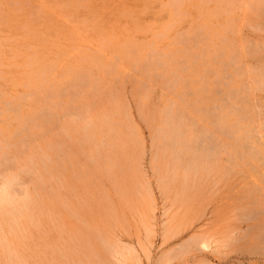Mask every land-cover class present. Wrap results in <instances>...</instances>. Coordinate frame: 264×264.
<instances>
[{"label":"rangeland","instance_id":"obj_1","mask_svg":"<svg viewBox=\"0 0 264 264\" xmlns=\"http://www.w3.org/2000/svg\"><path fill=\"white\" fill-rule=\"evenodd\" d=\"M258 1L0 0V178L19 179L14 204L0 206V264H264L256 230L243 245L250 223L237 209L241 188L253 179L250 165L228 171L223 156V171L186 173L190 158L181 152V136L175 147L164 141L177 134L166 124L168 108L187 106L195 133L206 125L202 71L212 81L227 76L221 93L238 96L227 103L225 114L237 111L227 126L236 127L244 112L243 125L249 124L243 103L245 96L254 101L248 89L261 79L255 68H264V4ZM188 49L207 58L197 53L194 60ZM153 60L163 67L149 71ZM190 60L198 61V74L182 70L185 80L171 87L175 71ZM239 64L241 74L234 70ZM82 72L95 89L88 79L76 84ZM55 89L60 95L53 99ZM262 91L254 95L264 122ZM41 110L54 115L47 125L38 118ZM78 113L95 122L88 126L89 144L74 154L71 145L84 127ZM107 118L122 131L108 135L102 129ZM69 121L70 134L63 130ZM203 236L217 244L203 250ZM230 238L232 248L217 251ZM127 249L132 253L125 260L118 252Z\"/></svg>","mask_w":264,"mask_h":264},{"label":"bare ground","instance_id":"obj_2","mask_svg":"<svg viewBox=\"0 0 264 264\" xmlns=\"http://www.w3.org/2000/svg\"><path fill=\"white\" fill-rule=\"evenodd\" d=\"M213 1V0H212ZM252 1V0H251ZM236 2V1H235ZM247 2V1H246ZM259 4L262 3L264 4V0H259L258 1ZM175 3V2H174ZM178 4V2H177ZM176 4V5H177ZM224 4V3H223ZM242 4V3H240ZM250 4V3H249ZM170 5V4H169ZM231 5V4H230ZM243 6V5H242ZM178 8V7H177ZM175 10V8H173ZM247 9V8H246ZM41 10V9H40ZM176 15V14H175ZM189 17V16H188ZM220 17V16H219ZM201 18V17H200ZM239 18V17H238ZM196 33V32H195ZM198 36H199V33H197ZM201 35V34H200ZM155 37V36H154ZM157 38V37H156ZM186 39V38H185ZM200 39V38H199ZM205 39V38H203ZM184 41V40H183ZM185 41H188V38L187 40ZM196 41V40H195ZM180 43V42H179ZM182 43V42H181ZM186 43V42H184ZM183 43V44H184ZM197 43V42H196ZM138 44V43H137ZM152 44V43H151ZM190 44V43H188ZM255 44V43H254ZM191 45V44H190ZM132 46V45H131ZM192 46V45H191ZM228 47V45H227ZM189 48V47H188ZM231 48V47H230ZM150 49H153V48H150ZM168 49V48H167ZM186 49V47H185ZM250 49H251V46H250ZM184 50V49H183ZM189 50V49H188ZM155 53V51H153ZM184 52V51H183ZM181 51V53H183ZM187 52V51H186ZM190 54L189 56L195 60L196 57H198L199 55L202 57H205V55H201V53L199 51H192V50H189ZM223 52V51H222ZM178 53V52H177ZM199 53V55L197 54ZM176 54V53H175ZM188 54V52H187ZM197 54V56H195ZM228 54V53H227ZM245 54V53H244ZM160 55V54H159ZM172 55V54H171ZM209 55V54H208ZM214 55V54H213ZM150 56V55H149ZM188 56V55H187ZM199 56V57H200ZM207 56V55H206ZM219 58L220 55L218 54ZM263 56V55H262ZM152 57V56H151ZM163 57H166L163 56ZM172 57V56H171ZM170 57V58H171ZM184 57V56H183ZM217 57V56H216ZM247 57V56H246ZM149 58V57H147ZM160 58V57H159ZM207 58V57H205ZM211 58V57H209ZM214 58V57H213ZM211 58V61L212 59ZM262 58V57H261ZM182 59V58H181ZM200 59V58H199ZM235 59H236V56H234V54L231 55V60L230 62L233 63L235 62ZM157 60V59H156ZM173 60V59H171ZM222 60V59H220ZM145 61V60H144ZM176 61V60H175ZM187 61V60H186ZM197 61V60H196ZM196 61L194 62L193 60L189 63L188 65H186L185 67L182 66V69H178L175 71V77L174 79H171V81H168V83L172 86H178L181 82L182 79H184V71L185 70H188V71H191V72H194V73H197L199 72V68L197 67V65L195 64ZM202 61H203V58H202ZM201 61V63H202ZM210 61V60H209ZM214 61H217V59H215ZM252 61V60H251ZM117 62V61H116ZM152 62V63H151ZM149 62V65H148V69L149 71H153L151 69H160L161 67H163L162 65V61L159 63L156 62V61H151ZM194 62V63H193ZM198 62V61H197ZM167 63L164 61V64ZM208 63V62H206ZM210 63V62H209ZM208 65H211L209 64ZM215 63V62H213ZM220 63V62H219ZM218 63V64H219ZM236 63V64H235ZM233 63L234 65H238L239 62H235ZM200 64V62H199ZM227 64V63H226ZM166 65V64H165ZM185 65V64H184ZM204 65V64H203ZM202 65V66H203ZM206 66V67H209V66ZM214 65V64H213ZM241 65V64H239ZM247 66V65H246ZM168 67V66H167ZM181 67V66H180ZM232 67V66H231ZM236 68H234L235 72L238 74H241L242 73V65L241 66H235ZM256 67V66H254ZM166 68V67H165ZM148 69H144L146 72ZM202 69V68H201ZM208 69V68H206ZM210 69V68H209ZM262 69V70H261ZM182 70H184L182 72ZM199 70V71H198ZM210 70H213L212 68ZM227 70V68H226ZM253 70V69H252ZM187 71V72H188ZM208 71V70H206ZM39 72V71H38ZM43 72V71H42ZM164 72V71H163ZM167 72V70H166ZM211 72V71H210ZM227 72V71H226ZM255 73H257V75L261 76V79L258 80V85L255 87V85L253 84L254 88H250L248 90H251V93H252V96H253V100L252 103L248 100V98L245 96L246 100H245V103H243V107L247 108V106L249 107V114L251 115V119L249 120V124H244L243 125V121H245V115L246 113L244 112V116H242V118L240 120H238V123H237V126L233 128H229L228 125V120H229V117L231 116V114H237V111L235 109H231L230 111H228L229 113H226L225 114V111L227 109V103L230 99H232V96L233 98H237L238 99V96L235 94L233 95H228L227 94H230V92L227 94H225V98H223V102L220 100L222 97H223V93H221V90L222 89V86H228L229 83H225V79L227 78V76H221L220 74H214L216 76L215 79L212 80H208L207 77L205 75H203V71L201 72V74H199V76H201V82L199 83V80L197 81V83L200 84V87L201 89H203V107L207 106L208 108H201L202 111H203V115H204V121L206 123V125H203V127L201 128L200 131L197 130V133L193 132L191 129V124L190 122H192L193 118H194V115H193V118L190 117V120L189 118L187 117V113L184 112L185 108L187 107H184L182 108L183 106L179 105L181 108L178 109V112L175 110H173L172 108H168V117L166 119V124L168 126H171L172 127V130L174 129L176 131V136H172V133L171 135H168V138L164 135V141L168 142V147L169 148L170 146H174L175 145V142L176 141V138L177 137H180L181 136V139H182V143H181V147H182V150L181 152H183V154L187 157L190 158V160H188L187 163H190L188 164V166H186V173L187 171L190 172V171H198V170H201L203 168V175L204 174H210L211 172L215 173V172H220L225 170V168L227 169L228 167L225 166L224 164V159L226 158L225 160V163H228L230 164L229 166V170L228 171H234V169L236 170V167L238 166H242V163L245 164L247 163L246 165H250L253 174H252V180L248 183H244V186L241 188L240 190V197H239V201H240V204H239V207L237 208L238 211L240 212V215H239V218L240 217H245L247 222L250 223V226H249V229L250 231L245 235V238H246V244L244 243L243 245H247V243L251 242V240L249 239V237L251 236L252 237V233L256 230L259 234L256 235L257 236V242H256V247L257 248H260L262 250H264V122H262L261 120V114L262 113V106L260 103V101L258 100L257 95H254V94H258L259 92H261L262 90L264 91V68H258L257 67V70L255 68ZM165 73V72H164ZM173 73V72H172ZM171 73V74H172ZM147 74V73H146ZM161 74V73H159ZM186 74V73H185ZM190 74V73H189ZM193 74V73H192ZM198 74V73H197ZM89 75L88 73H79V75L76 77V84L78 82V85L80 86V84H87L86 83V80L88 79L89 80V88H92V89H95L94 86L90 83V82H93L91 81L89 78ZM196 75V74H195ZM207 75V74H206ZM226 77V78H225ZM93 78V77H91ZM188 78V77H187ZM191 78V77H190ZM199 78V77H198ZM197 78V79H198ZM232 78V77H231ZM229 78V79H231ZM119 79V77H118ZM129 79V78H128ZM263 79V81H262ZM85 82H83V81ZM87 80V81H88ZM185 80V79H184ZM196 80V79H195ZM126 81V80H125ZM192 81H194L192 79ZM191 81V82H192ZM72 82V81H71ZM70 82V83H71ZM74 82V83H75ZM167 82V81H166ZM254 82V81H252ZM226 84V85H225ZM257 84V83H256ZM169 85V86H170ZM188 84H186L187 86ZM73 86V85H72ZM97 86V85H96ZM145 86V85H144ZM168 86V87H169ZM252 86V87H253ZM87 87V86H86ZM182 87V85H181ZM220 87V89H219ZM174 88V87H173ZM189 88V87H188ZM257 88V89H256ZM57 89H59V87H57ZM55 89L51 92V97L54 98H57V96H59V91ZM87 89V88H86ZM177 89V88H176ZM185 90L187 89V87L184 88ZM193 89V88H192ZM199 89V88H198ZM191 90V89H190ZM195 90V88H194ZM227 90V89H226ZM230 90V89H229ZM256 93V91H258ZM43 91V90H42ZM77 91V90H76ZM173 91V90H172ZM193 91V90H192ZM262 91V92H263ZM75 92V91H74ZM185 93V91H183ZM44 93V92H43ZM62 93V92H61ZM64 93V92H63ZM79 93V92H78ZM191 93V91L189 92ZM188 93V94H189ZM197 93V92H196ZM232 93V92H231ZM33 94V92H32ZM67 94V93H66ZM240 94V93H239ZM36 95V94H35ZM47 95V94H46ZM71 95V94H70ZM77 95V94H75ZM73 95V96H75ZM194 95V94H192ZM45 96V95H44ZM221 96V98H220ZM35 97V96H34ZM260 97V96H259ZM45 98V97H44ZM59 98V97H58ZM74 98V97H73ZM181 98V96H180ZM179 98V99H180ZM250 98V97H249ZM40 99V98H39ZM49 98H47L46 100H48ZM178 99V100H179ZM241 99V98H240ZM243 99V97H242ZM69 100V99H68ZM181 100V99H180ZM261 100V99H260ZM76 101V100H75ZM42 102V101H41ZM60 102V101H59ZM189 102V101H188ZM222 102V103H221ZM230 102V101H229ZM45 103H48V101ZM50 103V102H49ZM55 103V102H54ZM180 104V102H178ZM183 103V102H182ZM197 103V102H196ZM195 103V104H196ZM237 103V102H236ZM53 104V103H52ZM72 104V102L70 103ZM174 104V103H173ZM6 105V104H5ZM55 105V104H53ZM189 105V104H188ZM191 105V104H190ZM233 105V104H232ZM9 106V105H8ZM50 106V104H49ZM56 106V105H55ZM70 106V105H69ZM73 106V105H72ZM192 106V105H191ZM197 106V105H196ZM201 106V105H200ZM229 106V105H228ZM123 107V106H122ZM173 107V106H172ZM232 107V106H231ZM2 107L0 106V109ZM7 108V107H6ZM11 107H8L7 108V111L8 109L10 110ZM18 108V107H17ZM77 108V107H76ZM117 108V107H116ZM240 108V107H239ZM12 109V108H11ZM88 109V108H87ZM184 109V110H183ZM20 110V109H19ZM80 110V109H79ZM180 110V111H179ZM199 110V108H198ZM187 112V110H185ZM201 111V110H199ZM197 112V111H195ZM230 112H232L230 114ZM54 113V112H53ZM70 113V112H69ZM87 113V112H86ZM90 113V112H89ZM198 113V112H197ZM49 114V113H48ZM72 114V112H71ZM199 114V113H198ZM197 114V115H198ZM238 114H240L238 112ZM38 118H40L42 121H43V124H48L50 123L51 120L54 119V115L52 114H49V115H46L44 113V110L42 111H38ZM68 115V114H67ZM88 115V113H87ZM69 116V115H68ZM73 116H74V110H73ZM78 116L79 118L81 116H83V118H81L82 121H84V127H81V136H85L87 138V142H80L81 139L83 138H80L79 137V143L77 144L73 142V145L72 148L73 150H76L72 153H76L79 148V144L82 145V147H84L83 144H89V139L91 138L92 136V128L89 129L88 126H91L92 124H94L95 120L94 119H91L88 118V116L84 117L85 114H79L78 113ZM188 116H190L188 114ZM192 116V115H191ZM199 116V115H198ZM197 116V117H198ZM201 116V115H200ZM76 117V116H75ZM197 117L195 116V119H197ZM20 118V117H19ZM28 118V117H27ZM63 118V117H62ZM78 118V119H79ZM109 118V117H108ZM106 119V121H102V129L104 128V130H107V134L108 135H114V134H117V133H120V131H122L121 127L115 122V123H111L109 124L108 120L109 119ZM162 118V117H161ZM192 118V119H191ZM112 119V118H110ZM194 119V120H195ZM247 119V118H246ZM165 120V119H164ZM210 120V121H209ZM231 120V119H230ZM28 121V120H27ZM58 121V120H57ZM196 121V120H195ZM56 122V121H55ZM80 122V121H79ZM78 122V123H79ZM163 122V121H162ZM165 122V121H164ZM208 122V124H207ZM25 123V122H24ZM57 123V122H56ZM193 123V122H192ZM247 123V122H246ZM64 127H63V130L67 131L66 133L70 134V131H72L71 129L74 130V126H73V123L71 121L67 122V123H64ZM107 124V125H106ZM109 124V126H108ZM25 126V125H24ZM163 126V125H161ZM160 126V127H161ZM200 126V125H199ZM99 127V125H98ZM97 127V128H98ZM168 128V127H167ZM31 129V128H30ZM83 129V131H82ZM78 130V128H77ZM79 130V131H80ZM168 130V129H167ZM171 130V131H172ZM44 131V130H43ZM166 131V130H165ZM16 132V131H15ZM76 133H78L77 131H74ZM135 132V131H134ZM161 132V131H160ZM174 132V131H173ZM18 133V132H16ZM80 133V132H79ZM164 133V131H163ZM22 134V133H21ZM122 134V133H121ZM120 134V136H121ZM135 134V133H134ZM137 134V133H136ZM160 133H158L157 135H159ZM167 134V132L165 133ZM127 135V134H126ZM138 135V134H137ZM119 136V137H120ZM156 136V135H155ZM14 137V136H13ZM68 137V135L66 136V138ZM127 137V136H125ZM160 137V135H159ZM128 138V137H127ZM5 139V138H4ZM140 139V138H139ZM141 140V139H140ZM65 141V140H63ZM137 142V141H136ZM19 143V142H18ZM21 143V142H20ZM121 143V142H120ZM179 144V142H177ZM26 144V143H25ZM72 144V143H71ZM165 144V143H164ZM163 144V145H164ZM177 144V145H178ZM86 146V145H85ZM165 146V145H164ZM81 147V146H80ZM100 147V146H99ZM126 147V146H125ZM175 147V146H174ZM173 147V149H174ZM180 147V148H181ZM71 148V149H72ZM93 149V148H92ZM9 150V149H8ZM165 150V149H164ZM177 150V148H176ZM94 151V150H93ZM166 151V150H165ZM80 152V151H79ZM173 152V151H172ZM176 152V151H175ZM178 152V151H177ZM167 153V152H166ZM4 154V153H2ZM164 154V153H163ZM176 154V153H175ZM180 154V153H178ZM88 155V154H87ZM183 155V157L180 158V156L178 158V160H180L179 162H182L183 159L185 160L186 157ZM15 156V155H14ZM173 156V155H172ZM225 158H224V157ZM4 157V156H3ZM92 157V156H91ZM185 157V158H184ZM102 158V157H101ZM166 158V157H165ZM15 159V158H14ZM50 159V158H49ZM89 159V158H88ZM94 159V157H93ZM132 159V158H131ZM8 160V159H7ZM61 160V159H60ZM176 160V159H174ZM2 161V159H1ZM90 161V159H89ZM92 161V160H91ZM95 161V160H94ZM5 162V161H4ZM111 162V161H110ZM177 162V160H176ZM8 163V162H7ZM91 163V162H90ZM105 163V162H104ZM28 164V163H27ZM92 165V164H91ZM103 165V164H102ZM184 165H185V162H184ZM227 165V164H226ZM4 167V166H3ZM113 167V166H112ZM126 168V167H125ZM129 168V167H128ZM242 169L245 168V167H241ZM248 168V166H247ZM19 169V168H18ZM56 169V168H55ZM93 167L90 169L92 171ZM47 170V169H46ZM94 170V169H93ZM241 170V169H240ZM239 170V171H240ZM1 171V170H0ZM20 171V170H19ZM23 172V171H22ZM29 172V171H28ZM40 172V171H39ZM201 172V171H199ZM41 173V172H40ZM129 173V172H128ZM191 173V172H190ZM229 173V172H228ZM232 172H230L229 174H231ZM9 174V173H7ZM42 174V173H41ZM15 175V174H14ZM18 175V174H17ZM44 175V174H43ZM99 175H101L99 173ZM8 176V175H7ZM5 176V177H7ZM37 176V175H36ZM108 176V175H107ZM176 176V174H175ZM174 176V177H175ZM251 176V175H250ZM16 178H18V176H15ZM165 177V176H164ZM163 177V178H164ZM177 177V176H176ZM185 180L187 179V174L186 176H184ZM38 179V178H37ZM42 179V178H41ZM45 179V178H44ZM171 179V178H170ZM174 179V178H173ZM245 179V178H244ZM19 180V179H18ZM164 181V180H163ZM180 182V181H179ZM38 183V182H37ZM163 183V182H162ZM166 183V182H165ZM164 183V184H165ZM21 184V183H20ZM167 184V183H166ZM19 185V184H18ZM23 185V184H22ZM206 185V184H205ZM168 186V184H167ZM35 187V186H34ZM33 187V188H34ZM165 187V185H164ZM38 188V187H37ZM167 189V188H165ZM12 192H6L5 193V203L6 204H10L12 205L13 203V197L16 195L12 194L14 192V190H11ZM24 191V190H23ZM22 191V193H23ZM140 192V191H139ZM238 193V192H237ZM18 194V193H17ZM146 194V193H145ZM14 195V196H13ZM25 196L30 199V196L28 194L25 193ZM37 196V195H36ZM14 197V198H15ZM17 198V197H16ZM25 198V197H24ZM3 203V204H5ZM18 203V202H17ZM32 203V202H31ZM3 204H0V206H3ZM14 204V203H13ZM35 204V203H34ZM8 207V206H7ZM17 207V206H16ZM7 209V208H6ZM207 210V209H206ZM6 211V210H5ZM24 211V210H23ZM169 213V212H168ZM6 214V213H5ZM4 219V217H3ZM241 219V218H240ZM241 221L243 222L244 220L241 219ZM19 223V222H18ZM5 224V223H4ZM128 225V224H127ZM142 225V224H141ZM7 226V225H5ZM255 231V232H256ZM6 232V231H5ZM0 233H1V230H0ZM147 234V233H146ZM151 237V236H150ZM234 237V236H233ZM255 237V236H254ZM259 237V238H258ZM95 238V237H94ZM14 239V238H13ZM234 238H230V241L231 243H224V245L222 244H219V247H217V251H219V249H230L232 248V246L234 245L233 243V240ZM244 239V237L242 238ZM240 239V240H242ZM150 240V239H149ZM228 240V239H227ZM253 241L255 239H252ZM213 241V240H212ZM211 240H209V237H205L203 236V240H200L199 243L200 245H202V248L203 250H207L209 248H211V246L213 245V242H215V240L212 242ZM243 241V240H242ZM252 241V243H253ZM15 242V241H14ZM90 242V241H89ZM96 242V241H95ZM228 242V241H227ZM149 244L151 242H148ZM217 244V242H215ZM241 243V242H240ZM97 244V243H96ZM101 244V243H100ZM191 244V243H190ZM193 245V244H192ZM217 246V245H216ZM254 246V245H253ZM100 247V246H99ZM255 247V248H256ZM102 248V247H101ZM256 248V249H257ZM109 249V248H108ZM131 249V248H130ZM130 249H127L128 252L127 254H125V251L124 253L123 252H118V255H121L122 257L125 258V260L129 259V257L127 258L126 256L131 254V250ZM134 249V248H133ZM132 249V250H133ZM194 249V248H193ZM259 249V250H260ZM104 250V249H103ZM126 250V249H124ZM173 250V249H172ZM247 250V249H246ZM251 252H252V249H250ZM248 250V251H250ZM114 251V250H113ZM146 251V250H145ZM182 251V250H181ZM231 251V250H230ZM254 251V250H253ZM102 252V251H101ZM148 252V251H147ZM147 252L146 255H147ZM220 252V251H219ZM244 252V251H243ZM250 252V253H251ZM117 253V252H116ZM191 253V252H190ZM256 253V252H255ZM101 254H104V253H101ZM106 254V253H105ZM134 254V253H133ZM172 254V253H171ZM257 254V253H256ZM175 255V254H173ZM95 256V255H94ZM105 256V255H103ZM148 256V255H147ZM225 256V255H224ZM139 257V256H138ZM133 258V257H132ZM182 258V257H181ZM139 259V258H138ZM17 260V259H16ZM99 260V259H98ZM135 260V259H134ZM140 260V259H139ZM136 261V260H135ZM123 264H125V262H123ZM128 264V263H127ZM166 264V263H165Z\"/></svg>","mask_w":264,"mask_h":264},{"label":"clouds","instance_id":"obj_3","mask_svg":"<svg viewBox=\"0 0 264 264\" xmlns=\"http://www.w3.org/2000/svg\"><path fill=\"white\" fill-rule=\"evenodd\" d=\"M19 184L18 178L15 176L9 175L4 178H0V204L5 203V193L11 192L13 187Z\"/></svg>","mask_w":264,"mask_h":264}]
</instances>
